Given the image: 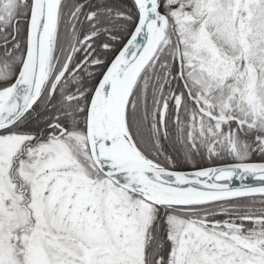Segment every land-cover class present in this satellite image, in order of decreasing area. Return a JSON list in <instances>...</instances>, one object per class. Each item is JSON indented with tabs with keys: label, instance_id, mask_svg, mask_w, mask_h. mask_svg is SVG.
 <instances>
[{
	"label": "snow or ice",
	"instance_id": "1",
	"mask_svg": "<svg viewBox=\"0 0 264 264\" xmlns=\"http://www.w3.org/2000/svg\"><path fill=\"white\" fill-rule=\"evenodd\" d=\"M0 264H264V0H0Z\"/></svg>",
	"mask_w": 264,
	"mask_h": 264
}]
</instances>
